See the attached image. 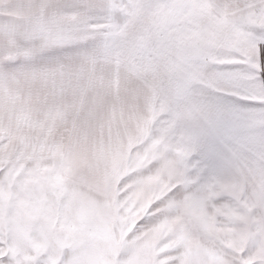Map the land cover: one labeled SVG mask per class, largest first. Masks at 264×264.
Returning <instances> with one entry per match:
<instances>
[{"label":"snow or ice","instance_id":"6c2138e0","mask_svg":"<svg viewBox=\"0 0 264 264\" xmlns=\"http://www.w3.org/2000/svg\"><path fill=\"white\" fill-rule=\"evenodd\" d=\"M0 264H264V0H0Z\"/></svg>","mask_w":264,"mask_h":264}]
</instances>
